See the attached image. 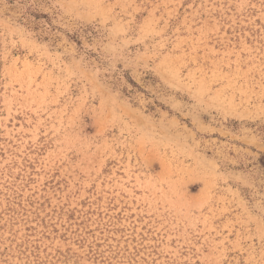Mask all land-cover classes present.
<instances>
[{
    "label": "rangeland",
    "instance_id": "rangeland-1",
    "mask_svg": "<svg viewBox=\"0 0 264 264\" xmlns=\"http://www.w3.org/2000/svg\"><path fill=\"white\" fill-rule=\"evenodd\" d=\"M0 264H264V0H0Z\"/></svg>",
    "mask_w": 264,
    "mask_h": 264
}]
</instances>
